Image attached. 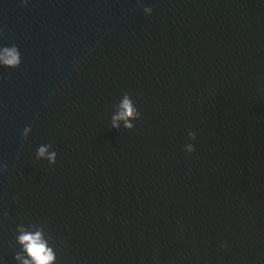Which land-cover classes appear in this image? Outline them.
<instances>
[{
    "label": "water",
    "instance_id": "water-1",
    "mask_svg": "<svg viewBox=\"0 0 264 264\" xmlns=\"http://www.w3.org/2000/svg\"><path fill=\"white\" fill-rule=\"evenodd\" d=\"M13 45L0 264H264V0H0Z\"/></svg>",
    "mask_w": 264,
    "mask_h": 264
},
{
    "label": "clouds",
    "instance_id": "clouds-1",
    "mask_svg": "<svg viewBox=\"0 0 264 264\" xmlns=\"http://www.w3.org/2000/svg\"><path fill=\"white\" fill-rule=\"evenodd\" d=\"M145 11H151V9H145ZM21 63V56L19 49L13 46H4L0 48V65L5 67L15 68L18 67ZM121 111L118 115L112 117V127L119 128V124L117 121L124 120L125 127L128 129H132L134 127L133 124L129 123L127 118L134 116L135 110L131 104V101L127 96H125L122 104ZM30 127H25L23 135L27 137V133L30 131ZM188 135L195 139V134L189 132ZM48 145L41 146L38 150L37 155L39 157H44L47 152ZM193 145H188V151H194ZM56 152H51L48 154L49 163H55L56 161ZM5 168L7 165L4 166ZM21 232V234L17 237L18 243L23 246V250L20 253H17L15 256L16 260H22L23 264H53L56 259L55 253L51 247L48 246V243L42 238V234L40 231L35 233L24 231L23 227L17 226ZM24 253L27 254L30 259L24 258Z\"/></svg>",
    "mask_w": 264,
    "mask_h": 264
}]
</instances>
